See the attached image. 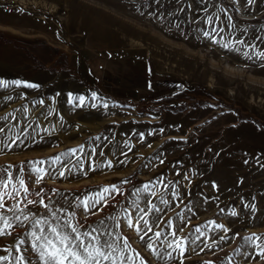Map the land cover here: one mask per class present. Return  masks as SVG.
<instances>
[{"label": "rangeland", "instance_id": "rangeland-1", "mask_svg": "<svg viewBox=\"0 0 264 264\" xmlns=\"http://www.w3.org/2000/svg\"><path fill=\"white\" fill-rule=\"evenodd\" d=\"M260 52L264 0H0V79L41 85L0 89V178L12 172L19 189L0 213L20 216L0 235V256L10 257L0 264L21 254L38 264L32 222L53 211L65 219L61 208L102 241L123 249L126 238L124 264H264L244 239L264 236ZM93 91L107 109L67 102ZM33 165L46 170L39 184ZM108 185L120 191L105 193L107 204L78 206ZM37 192L48 209L26 203ZM140 209L151 232L142 221L136 231ZM180 237L181 248L168 246Z\"/></svg>", "mask_w": 264, "mask_h": 264}, {"label": "snow or ice", "instance_id": "snow-or-ice-1", "mask_svg": "<svg viewBox=\"0 0 264 264\" xmlns=\"http://www.w3.org/2000/svg\"><path fill=\"white\" fill-rule=\"evenodd\" d=\"M251 2V0H249ZM209 23H211V18H209ZM215 31V30H213ZM205 37L211 38L215 40V37L208 31L203 33ZM235 43L243 44L244 41L237 40ZM222 47L229 48L230 45L228 43L222 44ZM252 47V46H248ZM245 56L248 55V52L243 53ZM260 59H264V52H260L259 54ZM10 86H15L17 88L23 86L26 88L38 89L41 85L29 81L24 80H4L0 79V89H7ZM151 87V85H149ZM57 96L60 95L59 93L56 94ZM11 99V97H7ZM51 99H55L52 97ZM67 102L72 104L75 108H83V107H103L107 109L109 107V103L107 100L101 98L97 92H91L90 95L85 96L83 94H74L72 92L67 93ZM34 103L43 104V100L34 101ZM112 106H118L115 102H113ZM4 129L0 128V132H3ZM159 131L163 132V129ZM152 133H149L151 135ZM141 140L144 138V134H140ZM83 145L79 146V149L83 151ZM131 150V149H129ZM77 149L69 150V153L74 154L76 153ZM65 154H61L63 156ZM61 156H56L51 158L53 163H59L61 161ZM40 163H44L41 161ZM160 163H163L161 160ZM107 166L111 167V161L107 162ZM33 170L37 173L36 183L39 184L41 182L40 174L44 173L46 170L37 168L33 165ZM95 171V168H92ZM0 171H7V170H0ZM23 171V169H21ZM60 175H64L63 172ZM16 178L12 172H7V179L0 178V207H4V197L8 195L10 198H15V195H19V189L17 188V183L14 182ZM19 188L23 189L25 195L29 193V187L26 185L24 179H18ZM11 185L13 191L6 192L7 188ZM143 191H149V184H144ZM112 191L119 192L120 189L116 185H108L101 189V191L94 193L91 198L86 197L84 201H82L79 207H83L85 210H90L91 208L95 207L96 205L100 204L103 201L105 204L108 201L105 199L104 194L109 193ZM141 189H137L134 195H138ZM15 194V195H14ZM37 196H40L39 200H32L29 199L26 201L27 204H39L44 206L46 209L49 208V205L45 203V199L41 196L40 192L36 193ZM155 195V193H153ZM174 195H177L174 193ZM138 207V204L136 205ZM245 207H252L255 209V205H245ZM156 205L150 204L149 211H157ZM61 212L66 213V218L62 219L57 215L55 211L51 213L53 217L52 220H49L47 216L35 218L32 222V230L28 233L31 237V248L34 253L37 254L38 257V264H107V262H111V264H124L125 262V255L124 249L129 247L128 241L125 238L124 240V248L122 249L119 244L116 243L115 240L108 241V240H101L100 235H93L94 232H97L96 229L92 231H81L82 225H79V221L75 224L73 220L76 217V212H69L68 209L61 208ZM141 212L144 213L143 216L139 217L136 220L135 228L137 233L139 234L141 231L140 223L141 221L147 228L148 232L152 231V226L149 224V221L145 219V217L149 214L144 209H140ZM94 214V213H92ZM232 215H237L235 211L232 212ZM25 221L29 219L27 215L23 217ZM87 219V217H84ZM11 220H15L17 222L20 221V216H14ZM10 218L4 216L0 213V235L5 234V229L13 227ZM212 223H215L214 221ZM44 225H47L45 228ZM128 226L133 227V220L131 217L128 218ZM219 228H224V225H217ZM227 230V229H226ZM199 231V229H197ZM11 234V233H8ZM144 235H147L145 232ZM175 236V233H172ZM155 236L159 238L161 233L157 231ZM85 237H89L90 239L85 240ZM140 239L143 240L144 236L141 235ZM223 239V237H221ZM246 242H250L257 248V255L264 258V236H260L257 234H251L244 238ZM185 237H180L177 240L172 241L169 243V247H173L175 245L177 248H181V242L185 241ZM20 244L25 243L24 240L19 241ZM148 248L152 249L153 245L151 243L148 244ZM183 251V249H181ZM171 256V253H169ZM10 257L7 255L0 256V262L9 260ZM17 264H30L27 261L24 255L16 256ZM131 260V257H128ZM141 264H145L143 260H141ZM211 264V262H208Z\"/></svg>", "mask_w": 264, "mask_h": 264}]
</instances>
